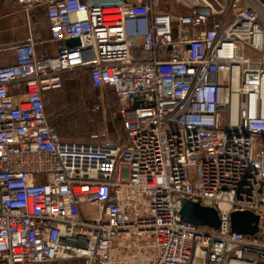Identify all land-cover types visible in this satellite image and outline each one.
Listing matches in <instances>:
<instances>
[{
  "label": "built area",
  "instance_id": "2783aa9c",
  "mask_svg": "<svg viewBox=\"0 0 264 264\" xmlns=\"http://www.w3.org/2000/svg\"><path fill=\"white\" fill-rule=\"evenodd\" d=\"M161 1L16 0L44 11L57 50L38 56L29 31L0 64V264H264V7ZM75 71L113 90L120 142L49 123L46 94ZM180 198L219 226L183 219ZM234 211L257 231H233Z\"/></svg>",
  "mask_w": 264,
  "mask_h": 264
},
{
  "label": "rangeland",
  "instance_id": "374dc122",
  "mask_svg": "<svg viewBox=\"0 0 264 264\" xmlns=\"http://www.w3.org/2000/svg\"><path fill=\"white\" fill-rule=\"evenodd\" d=\"M264 7V0H258ZM179 11L172 1L165 2ZM46 115L61 137L89 143H118L124 137L120 104L110 88L93 87L85 71L67 72L59 88L48 92ZM43 264H84L81 258H67Z\"/></svg>",
  "mask_w": 264,
  "mask_h": 264
},
{
  "label": "crops",
  "instance_id": "0c3cea01",
  "mask_svg": "<svg viewBox=\"0 0 264 264\" xmlns=\"http://www.w3.org/2000/svg\"><path fill=\"white\" fill-rule=\"evenodd\" d=\"M121 1V0H103ZM128 3L142 0H123ZM165 0L161 1V8L173 12H184L185 9L179 6V11L171 10L165 5ZM176 5V4H175ZM33 31L39 34L36 44L38 56L53 55L56 53L57 44L50 40L48 22L44 11L36 8L28 18L22 7L16 0H0V64L7 65L14 62V53L10 45L22 41L25 36ZM87 72V71H85ZM88 74V73H87Z\"/></svg>",
  "mask_w": 264,
  "mask_h": 264
},
{
  "label": "water",
  "instance_id": "95a60500",
  "mask_svg": "<svg viewBox=\"0 0 264 264\" xmlns=\"http://www.w3.org/2000/svg\"><path fill=\"white\" fill-rule=\"evenodd\" d=\"M199 13L208 14L206 7L196 6ZM66 47H75L79 45L78 38H70L64 41ZM258 164V162H257ZM179 215L192 223L198 225H207L212 228L219 226V217L213 207L203 206L198 202L189 199L180 198ZM257 216L250 211H234L230 214L231 229L242 234L251 235L257 231Z\"/></svg>",
  "mask_w": 264,
  "mask_h": 264
},
{
  "label": "trees",
  "instance_id": "16d2710c",
  "mask_svg": "<svg viewBox=\"0 0 264 264\" xmlns=\"http://www.w3.org/2000/svg\"><path fill=\"white\" fill-rule=\"evenodd\" d=\"M88 78H89V76H88ZM89 83H90L91 86H93L92 83L90 82V79H89ZM93 87H94V86H93ZM111 90H112V89H111ZM50 91H51V90H50ZM50 91H48V92H50ZM112 92H113V90H112ZM113 94H114V92H113ZM114 95H115V94H114ZM115 97H116V96H115ZM46 110H47V109H46ZM56 130H57V129H56ZM57 132H58V130H57ZM58 134H59V132H58ZM59 135H60V134H59ZM60 137H61V135H60ZM61 138H62V137H61Z\"/></svg>",
  "mask_w": 264,
  "mask_h": 264
}]
</instances>
